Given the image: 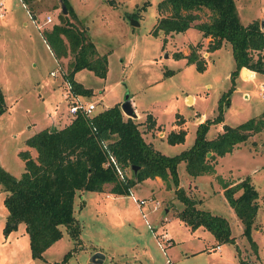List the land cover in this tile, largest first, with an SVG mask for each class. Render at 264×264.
<instances>
[{"label": "rangeland", "instance_id": "obj_1", "mask_svg": "<svg viewBox=\"0 0 264 264\" xmlns=\"http://www.w3.org/2000/svg\"><path fill=\"white\" fill-rule=\"evenodd\" d=\"M69 1L73 8L75 5L78 9L77 19L69 12L63 13L61 0H0V84L7 105V110L0 115V165L19 177L24 170V160L18 152L25 147V138L34 130L52 126L54 120H58V123L69 120L72 115L68 109L72 101H95L97 107L94 112H97L118 102L121 104L125 95L134 100L135 110L140 113L134 119L139 123L143 136L146 139H158L156 149L167 155H176L190 147L196 136V115L200 114L204 120L214 117L220 95L231 86L229 76L235 67L231 43L225 42L217 50L210 51V40L205 42L200 38L201 31L194 25L187 32L168 35L165 42L163 33L152 35L150 31L153 24L162 15L157 6L159 0ZM234 1L243 24L253 19H257L260 24L264 21V0ZM2 11L4 16H1ZM196 12L198 18L193 23L210 21L211 11L207 8ZM62 13L75 26L85 25L99 54H107L108 70L105 77H98L88 68L75 74L78 82L93 90L91 95L72 93L65 74L73 54L69 53L58 61L44 39V30L58 23L59 14ZM47 15L52 16L51 22H46ZM197 43H201L198 50L206 61L203 71L197 69L196 63H187L186 58L184 61L182 57L173 56L175 50L189 53L191 45ZM251 72V69L245 68L242 76L246 79H239V75L236 77L235 88L239 89H234L230 94L233 102L224 109V123L238 124L251 116L260 115L264 110V98L258 94V83L264 81V73L248 77ZM187 93L195 97L193 103L190 97L187 101ZM148 112L161 123L165 136L158 135L161 129L147 128L145 116ZM177 125L186 129V140L170 144L167 133ZM218 128V123H214L207 133L208 138H213ZM29 150L36 158V150L31 147ZM218 161L217 171L227 180L232 182L249 177L259 191V209L252 229L258 249L251 246L243 234L242 223L234 208L218 190L220 185L217 182L220 181L216 175L193 177L186 171L182 161L178 165L180 184L197 200L199 208L228 219L237 246L220 242L221 249H218L217 241L209 229L202 225L194 230L187 227L177 215L183 203L176 199L175 190L166 189L162 179L156 181L149 178L136 192L133 191L135 187L130 191L138 198L144 195V198L160 200L158 210L152 214L146 210V205L151 203L145 205L143 209L146 217L143 218L149 228L151 224L158 232L167 229L171 236L168 241L172 243L171 247L167 245L171 264H243L240 259L264 264V130L250 135L246 142L235 146L231 153L219 157ZM127 173L131 174L129 169ZM111 186L112 183H107L105 190ZM240 192H236V195ZM86 193L90 194L88 191ZM80 194L81 191L75 197L74 212L81 224L83 240L75 244L73 253L64 262V255L74 246L66 231L59 241L49 245L43 258L32 257L28 234L21 231V227L12 230L9 236L2 232L8 213L0 184V264H88L94 253L93 246L108 252L114 250L111 244L115 242L127 246L135 237L139 238L133 235L128 224L124 223L122 230L116 229V222L107 212L95 211L92 204L83 208ZM165 206L170 211L166 212ZM154 216H158L156 225L153 223ZM20 224L24 226V223ZM152 228L149 229L151 232ZM139 229L143 236L148 231L142 223ZM148 232L146 239L150 236ZM159 249L154 250L158 259L161 256ZM122 252L125 254L114 253V261L106 255L103 264H116L115 261L132 263L131 253L134 252L126 248Z\"/></svg>", "mask_w": 264, "mask_h": 264}, {"label": "trees", "instance_id": "obj_2", "mask_svg": "<svg viewBox=\"0 0 264 264\" xmlns=\"http://www.w3.org/2000/svg\"><path fill=\"white\" fill-rule=\"evenodd\" d=\"M61 1L65 3L69 15L77 19V12L70 1ZM157 6L162 15L154 22L150 32L154 36L163 33L164 42L168 35L185 32L194 25L203 37H210V51L220 48L225 42L231 43L235 59V67L229 76L231 86L220 95L215 116L197 124L192 145L176 155L164 154L147 141L139 123L122 111L119 102L91 114L79 110L63 127L46 126L29 135L25 144L36 150V158L29 148L20 150L18 155L24 160V170L17 177L0 165V184L8 213L2 232L7 236L24 223L32 257L43 258L49 245L63 237L64 231L69 233L74 246L62 261H67L75 244L82 241L81 224L74 212V201L79 191L100 192L107 183H112L110 192L130 194V189L144 179L158 176L165 188H173L176 199L183 203L177 215L184 223L193 230L202 225L211 231L217 243L228 242L237 246L228 219L199 208L197 200L180 184L178 165L184 161L186 171L193 177L215 174L219 157L231 153L235 146L246 142L253 133L264 130L263 110L260 115L251 116L238 124L223 123L213 138H208L207 134L214 123L224 121V109L231 103L230 94L236 87L240 70L249 68L264 73V31L257 19L247 24L240 21L234 0H159ZM202 8L211 11L210 21L193 23L198 18L196 10ZM66 16L59 14L60 21L44 30V39L58 61L69 53L73 54L65 74L72 93L91 95L93 90L78 82L75 74L88 68L98 77H105L107 54H99L85 25L77 27ZM131 16L136 18L135 14ZM200 45L192 44L187 54L175 50L173 56L184 57L187 63L194 62L197 69L203 71L206 61L199 53ZM6 110L0 84V115ZM145 117L147 128L156 125V118L151 113H146ZM186 133L182 127L171 130L167 133V141L170 144L184 142ZM110 154L124 169V177L121 178L111 164ZM216 177L222 184L228 204L234 208L242 223L243 234L257 250L252 229L259 209L258 189L249 177L232 182L222 181L220 174ZM238 191L241 192L236 195ZM240 262L256 264L244 259Z\"/></svg>", "mask_w": 264, "mask_h": 264}, {"label": "crops", "instance_id": "obj_3", "mask_svg": "<svg viewBox=\"0 0 264 264\" xmlns=\"http://www.w3.org/2000/svg\"><path fill=\"white\" fill-rule=\"evenodd\" d=\"M74 8H75V10L78 12V9L76 8V6L74 5ZM189 29H191V28H189ZM189 29L188 30H186L185 32H187V31H189ZM262 30L264 31V27L262 28ZM200 38H203L204 40H205V42H208L209 40H210V37H203L202 36V34H201V36H200ZM51 49V48H50ZM217 50V49H216ZM52 51V50H51ZM98 51V50H97ZM182 52L184 53V54H186V52H185V50H182ZM53 53V52H52ZM183 58V60L185 61V58L184 57H182ZM249 69V68H248ZM245 70V69H244ZM252 72V74L251 75H249L248 77H253L254 75L256 76L257 75V72H255V71H253V70H251ZM248 77H247V79H248ZM238 78L239 79H246V78H244L243 76H242V70L240 71V73H239V76H238ZM235 89H239V88H235ZM245 95H248V94H245ZM188 97H190V98H192V103L194 102V100H195V97L192 95V94H190V93H187L186 94V98H187V101H188ZM233 102V97L231 96V103ZM134 100L132 99V104H133V106H134ZM231 105V104H230ZM134 109H136L135 108V106H134ZM136 111V113H137V117L136 118H138L139 117V115H140V113H139V111H137V110H135ZM224 115H225V112H224ZM225 118H226V116H224V121H225ZM204 120V117L203 116H201L200 114H198V115H196V117H195V126H197V124L199 123V122H201V121H203ZM70 121V119L69 120H67V119H65V120H63V121H59V123H58V120H57V122H56V120H54L53 121V125H55L56 127H58V128H60V127H63L66 123H68ZM224 121L223 122H221V123H218V125H219V128H218V131H220L221 130V128H222V124L224 123ZM61 123V125H58V124H60ZM46 126H50V125H46ZM179 125H177L176 126V128H174V129H172V130H177V129H179L180 127H178ZM213 126V125H212ZM211 126V127H212ZM162 127V125H161V123H159V121H158V119L156 118V125L154 126V127H152V128H148V129H151V130H153V129H156V128H158V129H161V130H159L158 131V135H160V136H165V131L161 128ZM211 127L209 128V130L211 129ZM45 128V127H44ZM183 128V127H182ZM196 128V127H195ZM38 130H40V129H38ZM38 130H34L32 133H30L29 135H31V134H33L34 132H36V131H38ZM208 130V131H209ZM208 133V132H207ZM187 134V133H186ZM28 135V136H29ZM27 136V137H28ZM26 137V138H27ZM26 138H25V140H26ZM147 141H149V142H151V143H153V146L154 147H157V142H158V139L156 138V140L153 138L152 140L151 139H146ZM25 142V141H24ZM24 148H29V147H27L26 146V144H25V147ZM23 148V149H24ZM219 162V161H218ZM218 164V163H217ZM217 164L215 165V171H216V173L214 174V175H216V174H220L221 175V173L219 172V171H217ZM204 175V174H203ZM207 175H209V174H207ZM213 175V174H212ZM222 176V181H227V179L225 178V176L224 175H221ZM196 177V176H195ZM216 177V176H215ZM149 178H147V179H144L143 181H141L139 184H137V185H135L134 187H135V189L133 190V191H135L136 192V190L140 187V185L142 184V183H144V182H146L145 180H148ZM156 181H158L159 179H161L159 176L158 177H156V178H154ZM220 181V180H219ZM218 183V190L219 191H221L222 193H223V195H224V189L222 188V184H221V182H217ZM196 185V184H195ZM86 191H88V192H90V194L89 195H87V193H86ZM151 191H153V190H151ZM154 192V191H153ZM152 192V193H153ZM4 193V192H3ZM81 193L82 194H80L79 195V197H81V201H82V203H83V208H85V206H87L88 204L89 205H93V207H94V209H95V211H97V212H107L108 214H110L111 215V217L114 219V221L116 222L115 223V226H116V229L118 228V229H120V230H122V228H123V225H124V223H125V225L126 224H128L129 226H130V229L133 231V235L134 236H136V235H138V237L139 238H137V237H135L134 238V241L132 242V243H129L127 246L126 245H123V244H120V243H113V244H111L112 246H114L115 248H114V250L113 251H111V250H109L108 252L105 250H103V248H97V246H93V248H94V252H96V251H101L103 254H105V256H104V259H103V262H102V264L104 263V260H105V258H106V255H109V257H110V259L112 260V261H114V258H115V255L116 254H114L115 252L116 253H120L121 255H123V253L124 252H122L123 251V249L124 248H126V250H131V251H133L134 253H131V254H133L132 256H133V261H132V263H130V264H171L172 263V259L169 257V251H168V249H169V247H166L165 249H163L161 246H159L158 245V243H157V240H156V238H155V235H154V233L153 232H151V230H149L151 227H154L155 228V226H152L151 224H150V228H149V224H147L146 222H145V218H143V217H146V216H144V207H145V205L146 204H144V205H142V206H139L138 205V203L134 200V198L132 197V195L131 194H122V195H117L116 193H113V192H110L109 190H105V186H104V188H103V191H90V190H85V191H81ZM151 193V194H152ZM76 196H78V194L76 195ZM225 196V195H224ZM141 197H144V195L143 196H141ZM226 199V198H225ZM129 200V201H128ZM146 207H147V211L149 212V214H152V213H154L155 211H157V210H154L153 208H152V204H148V205H146ZM164 209L166 210V212H168V211H170V209L167 207V206H165L164 207ZM179 209V208H178ZM181 209V208H180ZM237 216V215H236ZM157 218H158V216L157 217H155L154 216V220H153V223H155L154 225H156V223H157ZM181 220V219H180ZM5 222V221H4ZM122 222H123V224H122ZM184 222V221H183ZM141 223L142 224H144V226L145 227H147L148 228V231H146V232H148L149 234H150V236H148V238L146 239V237H145V235H146V232H145V234H144V236L141 234V231L142 230H140L139 229V226L141 225ZM4 225V224H3ZM124 225V226H125ZM185 225L187 226V227H189L186 223H185ZM3 227V226H2ZM18 227H21L22 229H21V231H25V229H24V226H22L21 224L18 226ZM164 228V227H163ZM190 229H191V227H189ZM166 229V228H165ZM167 230V229H166ZM192 230V229H191ZM26 232V231H25ZM12 233V232H11ZM10 233V234H11ZM27 233V232H26ZM9 234V235H10ZM169 234V233H168ZM8 235V236H9ZM82 235V234H81ZM170 236V235H169ZM29 237V236H28ZM171 237V236H170ZM62 238V237H61ZM60 238V239H61ZM60 239H58V240H56L55 242H57V241H59ZM81 239L83 240V238L81 237ZM102 241V240H101ZM54 242V243H55ZM237 242V241H236ZM53 244V243H52ZM216 244H219V243H216ZM172 246V243L170 244V247ZM159 247L160 249H159V251H161V256H160V258L158 259L157 258V256L155 255V251H156V249ZM49 248V247H48ZM48 248H47V250H48ZM109 249V248H108ZM220 249H221V246H220ZM47 250L44 252V253H46L47 252ZM155 250V251H154ZM191 252H193V253H195V251H191ZM197 252V251H196ZM125 254V253H124ZM165 256V257H164ZM116 262V264H125L126 262H124V263H120V261H115ZM89 264V263H88Z\"/></svg>", "mask_w": 264, "mask_h": 264}, {"label": "built area", "instance_id": "obj_4", "mask_svg": "<svg viewBox=\"0 0 264 264\" xmlns=\"http://www.w3.org/2000/svg\"><path fill=\"white\" fill-rule=\"evenodd\" d=\"M0 6H2L1 3H0ZM1 16H4L3 11L1 13ZM51 21H52V16L51 15H47L46 22H51ZM52 73H54V71H52ZM258 88H259V92H258L259 96L264 98V81H260L258 83ZM245 96L249 97L248 95H245ZM96 107H97V104H96L95 101H89V102L81 103L80 101H76L75 100V101L71 102V104L69 105V109L68 110H69V113L73 116L79 110H82V111H84L87 114H91V113H93L95 111ZM110 162L114 166V168L116 169V171L119 174V176L121 178L124 177V175H125L124 169H122L119 166L116 158L113 155L110 156ZM130 192H131L130 194L132 195V197L138 203L139 206H142V205L147 204V203H151L152 204V208L154 210H158V208L160 206V200L159 201L155 200L152 197H149V198H144V197L138 198V197H136L134 195V192H132V191H130ZM143 214L145 215V213H143ZM152 229H153V233L155 235V238H156L157 243H158L159 246H161L163 249H165L166 247H168L167 245L171 244V243H169L170 241H168V240H171V237L169 236L168 231L166 229H163L160 232L156 231L155 228H152ZM220 246L221 245L216 244V247L218 249H220Z\"/></svg>", "mask_w": 264, "mask_h": 264}, {"label": "water", "instance_id": "obj_5", "mask_svg": "<svg viewBox=\"0 0 264 264\" xmlns=\"http://www.w3.org/2000/svg\"><path fill=\"white\" fill-rule=\"evenodd\" d=\"M62 9H63V13H67L68 9L66 8V5L64 2H62ZM134 23V22H133ZM136 23H138L136 21ZM264 27V21H262L261 23V28ZM242 71L244 70V68L241 69ZM122 111L127 115L130 116L132 118H136L137 117V113L134 109V106L132 104V99L129 98L128 95H125L124 100L121 102L120 104ZM211 153H208V155H210ZM104 254L101 251H96L92 254V256L89 259V264H102L103 259H104Z\"/></svg>", "mask_w": 264, "mask_h": 264}]
</instances>
